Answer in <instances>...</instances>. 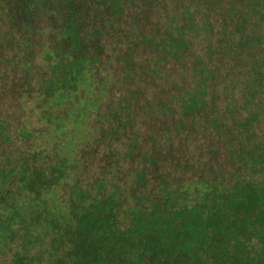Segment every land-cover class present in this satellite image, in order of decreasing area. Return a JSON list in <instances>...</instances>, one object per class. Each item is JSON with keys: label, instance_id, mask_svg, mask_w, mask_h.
I'll use <instances>...</instances> for the list:
<instances>
[{"label": "rangeland", "instance_id": "374dc122", "mask_svg": "<svg viewBox=\"0 0 264 264\" xmlns=\"http://www.w3.org/2000/svg\"><path fill=\"white\" fill-rule=\"evenodd\" d=\"M66 1L49 0L20 22L0 3V235L9 238L0 264L27 248L29 225L28 247H46L55 233L48 220L67 212L77 189L119 194L126 223L136 211H176L264 178L250 162L264 141V94L253 97L248 85L264 73V23L252 0H83L91 53L69 85L60 75L68 69L45 59L50 45L67 56ZM204 85L198 108L191 100ZM61 163L52 185L44 177H59ZM26 179L43 186L27 191ZM12 223L16 232L5 229Z\"/></svg>", "mask_w": 264, "mask_h": 264}, {"label": "trees", "instance_id": "16d2710c", "mask_svg": "<svg viewBox=\"0 0 264 264\" xmlns=\"http://www.w3.org/2000/svg\"><path fill=\"white\" fill-rule=\"evenodd\" d=\"M48 1L6 0L3 9L7 6L10 17L20 22L19 17L34 18L41 9L50 8ZM82 1L67 0L61 4L60 44L66 47L62 48L67 56L59 53L54 45L49 46L45 56L47 62L68 69L60 73L67 76L61 81L67 85L70 84L68 76L87 72V56L91 53L84 35L87 27L80 10ZM251 6L264 23V0H252ZM186 36L183 33V50L189 45ZM71 58L75 71L69 68ZM256 73V79H249L248 84L254 90L253 97L259 92L264 94V73ZM53 82L52 79L48 83L52 96L59 92ZM203 92H208L206 85L201 86L191 100L198 108L204 107L200 104L204 102ZM251 118L245 125L256 120L257 115ZM1 131L6 136L5 130L1 128ZM250 162L254 167L264 168V141L256 146ZM62 168V163L56 167L59 177L49 174L44 178L50 179L52 185L60 183ZM23 181H27L26 190L30 192L43 186L37 180ZM75 195L77 198L66 207V215H60L59 211L48 220L55 233L46 247L36 251L28 247L34 234L29 225L24 235L27 248L18 252L9 264H264V178L258 175L238 180L231 188L208 193L207 198L184 205L183 209L166 211L160 206L158 210L136 211L129 215L126 223L120 219L119 194L94 195L77 189ZM15 215L25 220L17 210ZM17 224H9L5 229L16 232L13 228ZM3 231L0 225V233ZM8 239L0 235V249L6 247ZM10 240L13 241V237Z\"/></svg>", "mask_w": 264, "mask_h": 264}]
</instances>
